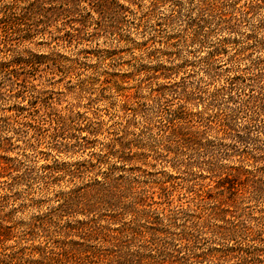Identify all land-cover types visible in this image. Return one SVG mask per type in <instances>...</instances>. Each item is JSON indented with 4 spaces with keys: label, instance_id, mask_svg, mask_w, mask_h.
<instances>
[{
    "label": "rangeland",
    "instance_id": "374dc122",
    "mask_svg": "<svg viewBox=\"0 0 264 264\" xmlns=\"http://www.w3.org/2000/svg\"><path fill=\"white\" fill-rule=\"evenodd\" d=\"M115 2L122 8L102 12L95 0H47L49 11L69 3L75 13L53 16L25 38L24 31L0 22L1 56L27 52L53 59L34 71L18 68L13 85L0 76V164L9 160L0 175V261L25 259L57 238L52 232L58 226L83 220L81 214L64 215L32 227L38 217H50L67 191L121 166L117 143H128L126 151L139 160L125 168L140 176H175L178 184L201 183L209 194L223 195L229 191L217 184L220 178H251L249 191L255 189L239 207L242 219L256 224L255 240H227L210 225L196 234L197 249L181 255L190 264H233L240 251L201 263L191 253L241 246L264 264V6L234 29L221 30L200 21L205 17L198 0ZM228 2L240 6L245 0ZM198 22L212 30L190 40ZM183 97L188 112L201 110L206 117L219 111L229 126L207 133L199 146L174 144L162 127L167 114L159 110H175ZM19 107L24 110L15 115ZM189 119L197 124L196 116ZM182 223L176 220L170 231L179 232Z\"/></svg>",
    "mask_w": 264,
    "mask_h": 264
},
{
    "label": "trees",
    "instance_id": "16d2710c",
    "mask_svg": "<svg viewBox=\"0 0 264 264\" xmlns=\"http://www.w3.org/2000/svg\"><path fill=\"white\" fill-rule=\"evenodd\" d=\"M45 1L47 0H0V22L13 32L24 31L25 38L33 27L41 23L47 25L53 16L75 13L76 7L69 3L60 11H49L43 6ZM95 3L102 12H114L122 8L115 0H95ZM198 4L200 14L205 17L200 20L202 23L211 20L215 28L232 30L239 25L240 19L264 6V0H245L240 6L228 0H198ZM15 8L20 13L14 11ZM31 20L36 23L27 22ZM199 23L191 28L190 40L212 30ZM0 28L2 29L1 26ZM58 37L56 35L54 39ZM52 60L50 56L27 52L0 55V76H7L13 85L18 80V68L28 67L34 71L39 64ZM186 103V97L179 98L175 110L163 105L159 110L167 114L162 127L166 128L165 136L170 137L174 144L199 146L207 133L217 134L229 126L226 122L229 118L219 111L207 113L203 117L201 110L196 113L188 112ZM14 110L15 115H19L24 108ZM192 116L198 118L195 126L190 124L189 118ZM117 145L121 166H111L102 173L101 179L67 191L59 197L60 202L52 210L50 217H38L32 222V227H44L52 218L61 219L64 215L81 214L85 216L84 219L66 221L58 226V230L52 232L57 238L44 241L42 247H34L27 258L11 256L5 262L0 261L1 264H190L187 256L181 255V251L197 249L196 234L208 229L210 225L212 231L221 238L255 240L256 224L242 219L245 212L244 208L239 207L255 189L252 186V191H249L253 180L247 175L245 182L237 183L235 178L226 175L217 184L221 183L219 186H224L229 191L227 195H223L222 191L209 194L203 184L181 185L174 181L175 176L160 173L138 175L135 168H125V165L138 161L139 157L126 151L128 143ZM7 161L2 162L4 165L0 164V175L5 170ZM230 207L232 208L229 209ZM180 218L183 220L182 229L179 232L170 231ZM218 220L219 224L216 223ZM3 231L4 228L0 226V235ZM172 242L175 244L170 245ZM239 251L240 261L233 264L260 263L257 254L244 250L241 246L212 248L207 252L191 254L195 262H219Z\"/></svg>",
    "mask_w": 264,
    "mask_h": 264
}]
</instances>
